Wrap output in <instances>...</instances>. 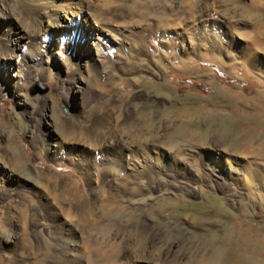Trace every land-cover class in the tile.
Returning <instances> with one entry per match:
<instances>
[{
	"label": "rangeland",
	"instance_id": "rangeland-1",
	"mask_svg": "<svg viewBox=\"0 0 264 264\" xmlns=\"http://www.w3.org/2000/svg\"><path fill=\"white\" fill-rule=\"evenodd\" d=\"M86 1L100 25L112 26L124 47L112 56L115 59L102 64L87 61L92 70L86 76L89 91L84 102H72V108L64 105L68 77L56 73L54 64L50 71L60 79L43 69V76L30 82L24 93L28 110L9 97L0 99V162L38 185L36 191L27 184H2L4 233L16 234L18 243L1 251V263H16L12 258L20 253L18 264H44L52 252L42 239L43 212H57L51 200L62 213L58 222L81 208L88 207L89 212L87 195L82 200L76 196L90 193L85 191L88 185L96 186L102 199L115 198L120 204L121 209L105 216L109 222L125 229L127 235L149 230L146 245L152 242L155 248L188 263H249L252 259L246 250L236 248L239 234L233 223L264 227V207L259 203L264 189L254 191L251 185L255 178L264 179V0ZM8 6L19 11L16 1ZM202 11L204 24L198 27ZM200 34L222 38L227 45L223 49L234 55L220 53L218 45L205 48L202 42L200 57L186 56L181 50V58L171 59L177 50L164 45L188 46L189 40L199 42ZM68 60L81 62L78 55ZM55 83L57 92L53 91ZM50 102L57 112L54 116L63 124L56 135L66 141L69 151L81 155V162H66L62 156L61 165L54 166L56 162L45 156L39 135L45 124L40 122V113ZM120 134L129 141L148 139L145 143L150 144L152 140L172 154L156 158L160 169L153 168L149 176L154 183L143 179L145 187L152 188L147 195L115 193L106 185L81 178V172L125 173L126 152L115 141ZM75 139L86 140L89 147L76 145ZM216 151L222 152V164L243 170L241 180L229 184L213 179L208 154ZM35 154L41 155L37 161L32 158ZM21 159L27 160L24 167L16 164ZM51 163L54 168L48 171ZM18 187L23 188L12 190ZM41 192L49 194L48 200ZM19 211L21 230L16 232L13 221ZM254 244L249 240L244 248L262 249ZM252 261L264 263L262 257Z\"/></svg>",
	"mask_w": 264,
	"mask_h": 264
},
{
	"label": "bare ground",
	"instance_id": "bare-ground-1",
	"mask_svg": "<svg viewBox=\"0 0 264 264\" xmlns=\"http://www.w3.org/2000/svg\"><path fill=\"white\" fill-rule=\"evenodd\" d=\"M10 1H16L18 4L19 11L17 13L9 9L8 4ZM92 7L86 0L0 1V99L9 97L16 106L28 110L30 104L24 93L29 88L30 82L43 76L44 69V71L49 72V75H54L57 80L60 77L56 76V73H63L64 79L68 77V82L65 85L66 90L63 93L66 107L70 106L72 108L76 102L77 105L83 103L85 94L89 91L86 76L92 70L87 61H90L93 65L97 62L102 64L112 58L113 55L118 54V50L124 47L122 46L123 40H119L117 35L112 32V26L100 25ZM203 13L204 11L199 13L197 24L198 22L201 23L197 25L198 27L204 24ZM202 34L199 36V42L189 40L188 46H180L177 49V45L164 46H167V48L172 46V48L170 47L171 51L177 50V53L171 57L174 61L181 58L179 56L181 50L186 56L194 53V56L200 57L202 42H204V46L216 47L218 45L220 53L224 52L225 56L231 55L230 52L228 53L227 50L223 49L227 45L222 41V38L216 35L204 37ZM161 43L166 44L168 42L161 41ZM113 48L116 49L113 50ZM74 55H78L79 60L81 58L80 63L72 64L69 62L68 58ZM232 55L234 54L232 53ZM190 59L188 60L191 64ZM23 60L26 62L23 63ZM43 64H46V66ZM52 64H54L56 73L50 71L51 67L53 69ZM83 69L85 75L82 72ZM57 90H59V86L55 83L53 91L57 92ZM54 114L57 116L51 102L47 103L45 110L40 113V122L45 124L43 132L39 133L45 145V156L47 159L51 158L52 161L56 162L54 166L61 165L62 156H64L63 159L66 162L68 160L81 162V155L75 150L69 151L64 144L66 141L56 135L58 128L63 130V124ZM115 141L126 152L125 173L116 172L104 175L81 172L82 180L95 181L98 184L106 185L107 189H112L116 191L115 193L124 192L126 194L130 192L129 195L131 196L134 194L138 196L147 195L152 188L145 187L143 179H150L154 183V180L149 176H152L150 172L153 168L160 169L159 164L156 163V158L166 159L171 157L172 154L170 151L160 148L152 140H150V144L145 143L148 139L129 141L120 134ZM74 142L76 145L89 147L86 140L75 139ZM221 153V151H216V154H208V170L214 177L213 179L229 184L241 180L244 177L243 170L231 164H222L221 159L219 160ZM32 158L33 161H37L41 158V155L35 154ZM48 161L52 162L51 160ZM16 164L24 167L27 160H17ZM49 165L47 170L52 171L54 166L52 163ZM35 172V174H38L36 170ZM5 182H17L23 186L27 184V188L33 187L37 191L35 189L38 186L37 184L29 183V180L19 174L16 169L0 162V198L5 187L2 184ZM251 185L254 191H261L264 189V179L261 181L255 178L252 180ZM19 188L22 189L23 187L11 189L16 191L18 189L19 191ZM97 189L96 186L88 185L85 191L88 190L87 192L90 193L81 195L78 192L76 195L79 200L87 195L90 204L89 212L86 211L87 206L86 209L80 207L81 209L77 214H72L67 220L61 222H58L59 217L62 216L61 210L57 208L53 200L50 201L53 204L52 206L55 205L57 212L53 210L43 212L42 217L46 220V223L42 227L45 233L42 239L45 241L46 246H50L49 249L51 248V251L47 250L52 252L50 258L47 257L44 260V264H194L180 261L174 253L170 256L169 251L163 252L161 248H155L152 242H149V245L144 244L147 243L148 233L146 232L149 230L141 229L135 231L134 236L127 235L125 229L118 227L116 223L109 222L105 216L110 215L114 210L121 209V206L115 198L102 199L99 197ZM41 197L48 200L50 196L41 192ZM259 203L264 207V196L262 194ZM20 214L21 212L15 216V221H13L16 232L21 230V227L17 224ZM3 224L5 225V222L0 217V253L2 250L13 249L14 245L18 243L16 234L12 236L5 235ZM233 224L234 231L239 234L237 250L241 252L246 250L245 253L252 260L254 257L264 259V227L262 225L245 226L244 223L241 224L237 220ZM23 229L26 231L27 228ZM249 240H253L255 244L262 246V249L256 251L253 247L244 248L245 243ZM17 254L12 258L16 262L14 264H18L17 261L20 258L16 257ZM1 256L0 254V264L3 262ZM54 257H57L55 261L52 259ZM252 260L249 263L246 261V263H257Z\"/></svg>",
	"mask_w": 264,
	"mask_h": 264
},
{
	"label": "trees",
	"instance_id": "trees-1",
	"mask_svg": "<svg viewBox=\"0 0 264 264\" xmlns=\"http://www.w3.org/2000/svg\"><path fill=\"white\" fill-rule=\"evenodd\" d=\"M35 87H37L38 89L42 90L44 87L42 86V84L40 83H34Z\"/></svg>",
	"mask_w": 264,
	"mask_h": 264
}]
</instances>
